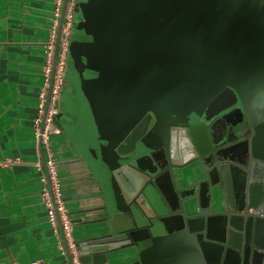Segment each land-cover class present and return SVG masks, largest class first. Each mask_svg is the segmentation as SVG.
<instances>
[{"label":"water","instance_id":"water-1","mask_svg":"<svg viewBox=\"0 0 264 264\" xmlns=\"http://www.w3.org/2000/svg\"><path fill=\"white\" fill-rule=\"evenodd\" d=\"M69 1L62 0L47 100ZM138 2V15L120 34L100 35L101 45L91 46V61L82 66L101 77L80 91L74 85L76 120L53 115L71 145L54 155H79L115 207L106 206L95 221L103 233L75 241L74 258L81 264H264V117L251 97L241 96L264 95L262 2ZM106 19L84 18L79 26L101 30L110 25ZM183 103L193 110L179 113ZM200 104L204 111L193 116ZM197 122L208 123L209 135L198 152L189 135ZM179 244L187 249L162 255Z\"/></svg>","mask_w":264,"mask_h":264},{"label":"crops","instance_id":"crops-1","mask_svg":"<svg viewBox=\"0 0 264 264\" xmlns=\"http://www.w3.org/2000/svg\"><path fill=\"white\" fill-rule=\"evenodd\" d=\"M55 1L0 0V158L19 159L11 167H0V264H73L75 241L103 233L95 221L105 215L106 206L108 210L115 208L104 184L79 155L75 160L54 155L55 151L71 147L62 131L50 134L48 142L69 218L68 232L57 207L41 135L54 84L53 76L47 100L52 61L46 81L44 51L52 34ZM40 93L43 106L38 114ZM37 116L39 120L35 122ZM189 135L196 151H200V133L192 129ZM42 186L52 199L53 221L41 201ZM185 249L181 244L170 246L163 249L162 255ZM67 252L72 255L71 262Z\"/></svg>","mask_w":264,"mask_h":264},{"label":"flooded vegetation","instance_id":"flooded-vegetation-1","mask_svg":"<svg viewBox=\"0 0 264 264\" xmlns=\"http://www.w3.org/2000/svg\"><path fill=\"white\" fill-rule=\"evenodd\" d=\"M96 1L102 2L97 3ZM138 1L141 0H71L72 5L70 10V22L68 26L64 71L61 85L58 91L59 106H57L56 112V115L61 113L60 119L63 122L66 121L68 123H73L77 117L76 114L72 113V111L74 110V108L72 107V103L79 104L80 102L77 98L75 99L73 97V94L75 92L74 85H76L78 87V91H80L81 85H86L90 82L95 84V82H92V80L90 79L101 77V75H98L97 73H92L84 70L85 68L84 66H82L83 63L86 64L90 60L86 59V57L91 58V56L93 55L92 47H94L95 45H101L100 37L98 36L108 33V36H101V38L105 40L107 37L114 38L115 36L120 34L123 30V26L125 24H130L131 21H133L138 15L137 10L141 5ZM258 1L262 2L261 11L264 12V0ZM96 9H99L102 13H91L95 12ZM93 16L107 18L105 22H108L110 24L108 25L109 27L97 30L94 28H85L79 26L84 18ZM85 22H87L86 19ZM262 25H264V20H262ZM76 47H79V49H76ZM115 47H111L110 49L113 50L115 49ZM107 49L103 51H107ZM108 55L110 56V63L113 64L112 59L115 55H113L112 53ZM67 71L68 75L66 76ZM234 77H232V80L235 79ZM109 84L111 86L114 84V82H110ZM235 84H237L238 88H240L241 85L244 84V82L241 81V83H239L240 85L238 83ZM63 93L68 94V96L63 95ZM241 96L242 99L246 101L251 97V93L243 94ZM205 97L207 98V96ZM192 105V103L190 104V106L183 103L179 113L186 112V109L188 108L193 110ZM200 108L201 107L199 106L197 108L195 106L196 110H200ZM259 113L260 116L264 117V105L259 107Z\"/></svg>","mask_w":264,"mask_h":264},{"label":"built area","instance_id":"built-area-1","mask_svg":"<svg viewBox=\"0 0 264 264\" xmlns=\"http://www.w3.org/2000/svg\"><path fill=\"white\" fill-rule=\"evenodd\" d=\"M61 0L55 1V6H54V18H53V23H52V34L46 44L45 47V64L43 67V72H44V79L47 81L49 72H50V64L52 61V54H53V45H54V32L58 24V19L60 16V7H61ZM71 0L68 2L67 7H66V12L64 15V20H63V26H62V32H61V37H60V42H59V47H58V52H57V59H56V65H55V73H54V84L52 88V96H51V105L48 110V115L45 119V124H44V129L42 131V139L43 143L46 148V153H47V164L50 170V174L53 180V185H54V194H55V199L57 203V207L60 210L61 213V220L63 223L64 229L69 231L68 226H69V218L67 215L66 208L64 207V203L62 201V193L59 188V181L57 179V170L55 167V162L53 159V154L50 149V145L48 142L50 134H58L61 132V130L53 124V115L56 114L57 112V106H58V91L61 85L62 77H63V71H64V59H65V52H66V46H67V35H68V26L70 22V10H71ZM42 106H43V94L40 93L39 95V103H38V114L42 112ZM39 120L38 116L35 118V122ZM19 161L17 157H4L0 158V167H11L13 164H16ZM42 182H44V179H41ZM40 197L42 203L45 205L46 210H47V215L51 221L54 220V207L52 204V199L50 198V195L47 191V189L42 186L41 192H40ZM58 248L61 249V245L57 244ZM30 264H40L37 261H33ZM73 264H81L77 258H74Z\"/></svg>","mask_w":264,"mask_h":264},{"label":"rangeland","instance_id":"rangeland-1","mask_svg":"<svg viewBox=\"0 0 264 264\" xmlns=\"http://www.w3.org/2000/svg\"><path fill=\"white\" fill-rule=\"evenodd\" d=\"M251 98L253 99V101H254L256 104L259 105V107L262 106V105H264V95H262V97L259 98V97L257 96V91H256V90H255L254 92H251ZM204 104H205V103H204ZM204 104H203V105L200 104V105H202V106H200V107L202 108V110H201V108H200V111H202V112L204 111V108H205ZM198 109H199V108H198ZM249 109H250V103H247V111H249ZM198 112H199V110H197L195 113H193V116H194L195 114H197ZM200 115H202V113H201ZM193 116H192V117H193ZM192 119H194V117H193ZM191 121H192V120H191ZM191 127H193V131H195V129H197V130L199 129L201 142L208 144V143H207V139H208V137H209V135L207 134V133H208V123H205V122H202V123L197 122V123L192 124ZM203 130L205 131L204 134H203ZM205 141H206V142H205Z\"/></svg>","mask_w":264,"mask_h":264}]
</instances>
